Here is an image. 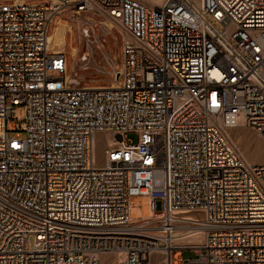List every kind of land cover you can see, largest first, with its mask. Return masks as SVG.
<instances>
[{
    "label": "built area",
    "instance_id": "obj_1",
    "mask_svg": "<svg viewBox=\"0 0 264 264\" xmlns=\"http://www.w3.org/2000/svg\"><path fill=\"white\" fill-rule=\"evenodd\" d=\"M61 11L118 25L116 85L68 83ZM234 126L264 140V0H0V264H264V163ZM135 195L166 235L198 215L203 242L139 234Z\"/></svg>",
    "mask_w": 264,
    "mask_h": 264
},
{
    "label": "rangeland",
    "instance_id": "obj_2",
    "mask_svg": "<svg viewBox=\"0 0 264 264\" xmlns=\"http://www.w3.org/2000/svg\"><path fill=\"white\" fill-rule=\"evenodd\" d=\"M68 12L69 11H64L58 15L54 20L53 28L52 25L50 27V31H52L49 34L52 35L54 33L55 27L58 24H56V22L60 17L63 23L67 20L72 25L71 29L67 30L66 43L63 45L64 48L62 50L67 55V73H71L74 67L73 70H75V73L83 80L82 84L85 86L113 85L117 75L115 71H119L122 65V38L119 34L118 25L110 18L106 20L93 16L92 12L80 13L84 16H92L91 20L87 23H81L76 19H71ZM106 21L111 23V28L107 26ZM74 48L77 49V51L73 57ZM15 121L19 124L25 121V109L23 104H18L14 107L13 119L8 124L9 129L12 130L10 132L11 135L14 133L13 130L16 129L14 126ZM237 127L228 130L229 136L237 149L242 153L244 158L248 159L255 155V148L256 145H258L260 152L254 157L256 161L250 162L264 163V140L252 128L243 126H240V128ZM249 132L257 134L263 143L258 141ZM127 139L128 141L137 142L138 134L136 132H129L127 134ZM130 212L132 217L150 215L152 211L150 210L148 197L145 195H135L131 201ZM181 255L184 258H194L198 254L194 249L178 250L174 253L175 258Z\"/></svg>",
    "mask_w": 264,
    "mask_h": 264
},
{
    "label": "bare ground",
    "instance_id": "obj_3",
    "mask_svg": "<svg viewBox=\"0 0 264 264\" xmlns=\"http://www.w3.org/2000/svg\"><path fill=\"white\" fill-rule=\"evenodd\" d=\"M144 1H147L151 5H160L164 0H144ZM60 13H62V11ZM68 13H69L71 19H76L81 23H87L88 21L91 20V17H92V16H84L78 12H73V11H69ZM93 16L109 20L106 15L100 13L99 11H94ZM56 24L57 25L55 27V31L52 35H49L52 31V30L50 31V29H49L48 48L51 50L55 49V51H62L64 48L63 45H65V43H66V39H65V43H64L65 31L67 29H71L72 25L67 20L65 23H63L61 17L57 20ZM53 25H54V22L52 24V28H53ZM107 26L109 28H111L112 25H111V23L107 22ZM76 51H77V49L74 48L73 54H72L73 57L75 56ZM73 68H72L71 73H69V74L67 73L68 83L69 84L83 85L82 84L83 80L80 79V77L77 75V73H75L76 71L73 70ZM67 71H68V60H67ZM115 73H117V75H116L115 83L113 85H116V83L118 82L119 71H115ZM83 86H85V85H83ZM102 86H105V85H102ZM235 127H237V126L230 127V128H235ZM237 128H240V126H238ZM228 130H227V132H228ZM228 135H229V132H228ZM108 139H109V142L113 141L110 136H108ZM96 151H97L98 160L101 161L104 158L105 146L103 144H100ZM259 152L260 151L258 149V145H256L255 153H254L255 155L253 157L248 158V159L245 158L246 161L249 163H252L250 161H256V159L254 157L257 154H259ZM179 216H182V217H179L182 220L174 221V225H176L177 228L172 227V230L168 231L167 235L164 234L163 231L160 230L161 223L152 221L156 218V216H151V215L144 216V218H143L144 221L137 223L135 226H136V228H138L137 230L139 231V234H142L143 236H146L149 234H159L161 236H164L165 239L168 240L167 241L168 247L172 245V242H175L179 245H186V244L187 245L188 244L199 245V244H201L204 240V234H205L206 230L203 228H200V227L193 228L192 226H196L195 223L188 221V220H192L194 218L198 219V215L181 214ZM133 218H135V217H133ZM121 256H122V252H119L117 257L120 258ZM158 264H161V263H158Z\"/></svg>",
    "mask_w": 264,
    "mask_h": 264
},
{
    "label": "crops",
    "instance_id": "obj_4",
    "mask_svg": "<svg viewBox=\"0 0 264 264\" xmlns=\"http://www.w3.org/2000/svg\"><path fill=\"white\" fill-rule=\"evenodd\" d=\"M68 30V29H67ZM67 30L65 31V34H64V43H65V39H66V34H67ZM251 135H253L258 141H260L261 143H263L259 137L257 136V134H254V133H251L249 132ZM248 140V139H247ZM264 144V143H263Z\"/></svg>",
    "mask_w": 264,
    "mask_h": 264
}]
</instances>
